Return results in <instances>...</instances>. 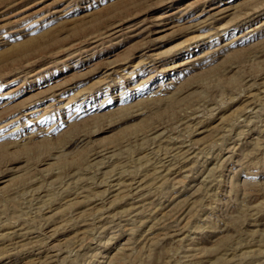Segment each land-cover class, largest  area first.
Returning <instances> with one entry per match:
<instances>
[{
    "label": "rangeland",
    "instance_id": "1",
    "mask_svg": "<svg viewBox=\"0 0 264 264\" xmlns=\"http://www.w3.org/2000/svg\"><path fill=\"white\" fill-rule=\"evenodd\" d=\"M0 264H264V0H0Z\"/></svg>",
    "mask_w": 264,
    "mask_h": 264
},
{
    "label": "bare ground",
    "instance_id": "2",
    "mask_svg": "<svg viewBox=\"0 0 264 264\" xmlns=\"http://www.w3.org/2000/svg\"><path fill=\"white\" fill-rule=\"evenodd\" d=\"M121 25V24H120ZM118 29V28H117ZM120 29V28H119ZM113 30V29H112ZM30 44V43H29ZM182 63V62H181Z\"/></svg>",
    "mask_w": 264,
    "mask_h": 264
}]
</instances>
